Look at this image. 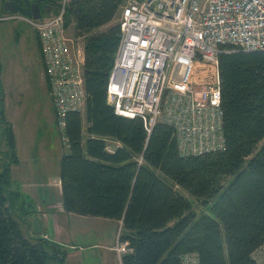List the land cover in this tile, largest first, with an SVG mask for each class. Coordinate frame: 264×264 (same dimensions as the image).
Wrapping results in <instances>:
<instances>
[{
  "label": "trees",
  "instance_id": "1",
  "mask_svg": "<svg viewBox=\"0 0 264 264\" xmlns=\"http://www.w3.org/2000/svg\"><path fill=\"white\" fill-rule=\"evenodd\" d=\"M13 1L26 18L34 2L48 14L60 2ZM125 2L68 0L65 7V27L72 23L73 35L84 38L87 125L83 134L81 113L65 114L63 209L121 220V238L131 247L121 264H180L187 253H196L199 264H259L254 253L264 244V50L219 55L224 146L183 155L170 126L157 122L147 133L140 117L117 115L106 103L120 41L119 24L111 23ZM0 123L6 147L0 151V264H64L67 248L29 234L24 225L34 209L10 187L18 159L1 84ZM107 140L119 142L114 152L106 151ZM180 189L203 205L214 200L210 214L198 216Z\"/></svg>",
  "mask_w": 264,
  "mask_h": 264
},
{
  "label": "built area",
  "instance_id": "2",
  "mask_svg": "<svg viewBox=\"0 0 264 264\" xmlns=\"http://www.w3.org/2000/svg\"><path fill=\"white\" fill-rule=\"evenodd\" d=\"M67 2L60 0L57 12L40 19L26 18L39 39L43 76L65 141V114L81 111L87 101L83 43L67 34ZM117 23L107 105L117 115L140 117L147 133L157 122L167 124L183 155L223 148L218 57L264 50V0H126ZM111 142L107 152L119 145ZM120 231L111 247L119 260L131 251ZM180 264H199L197 254L182 255Z\"/></svg>",
  "mask_w": 264,
  "mask_h": 264
},
{
  "label": "crops",
  "instance_id": "3",
  "mask_svg": "<svg viewBox=\"0 0 264 264\" xmlns=\"http://www.w3.org/2000/svg\"><path fill=\"white\" fill-rule=\"evenodd\" d=\"M25 20L28 22L26 18ZM4 35L0 33V84L3 91V111L5 119L11 124L18 159L11 165L10 187L19 193L21 199L31 204H28L27 207L34 209V216H37L40 222V233L33 232L32 221L30 224L24 225L25 228L30 235H40L67 248L64 264H121V260L111 249L117 229L121 226V220L82 216L63 209L59 162L61 156L67 152V141L64 139L61 144L57 140L37 144V121L33 120L32 113L26 114V107L20 93L14 94L6 91V84L15 86L10 75L6 80L1 78V72L6 68L7 70L10 67L15 68L13 64L10 66L9 60L4 65L5 56H9L11 59L9 49L3 45ZM51 111L52 121H54L52 107ZM82 124L84 134L87 124L83 121ZM3 140V124L0 123V143L3 146L0 151L6 149ZM48 150L51 151L52 159H55L51 166H47V157L50 155L47 153ZM89 220H94V222ZM101 220L109 221L108 223L111 224L109 230L106 231L102 228L100 231L98 230L101 223L98 221ZM70 227L80 233V236L76 237H81L82 241H73L74 237L70 235ZM92 227L93 236L90 235ZM261 255H264V244L254 253L258 263L264 264V259L259 260Z\"/></svg>",
  "mask_w": 264,
  "mask_h": 264
},
{
  "label": "rangeland",
  "instance_id": "4",
  "mask_svg": "<svg viewBox=\"0 0 264 264\" xmlns=\"http://www.w3.org/2000/svg\"><path fill=\"white\" fill-rule=\"evenodd\" d=\"M3 4L4 1L0 0V33L5 34L3 45L6 49H9L8 52L11 53V59H9V56H5L4 65L9 60L8 62L10 66L13 64V66L15 67H10V69L8 70L6 68L1 72V78L3 80H6L10 75L13 84H15V86L6 84V91L14 94L20 93V95H22V100L26 107V114L28 115L32 113L33 120L37 121V144L45 142L50 143L54 140H57L61 144V141H64L63 133L59 130L56 119L52 121V111L49 101L50 99L48 95L46 80L43 76V64L40 57L41 53L38 46L36 31L34 30L32 25L25 20L26 17H23V15H21L19 12L16 13V17L4 18L3 16L5 15L2 11ZM118 18L119 14L111 24H116L118 22ZM107 26L108 25L101 27L100 30H104ZM67 34L71 37H75L73 35L72 23L67 26ZM74 41L75 43L81 44L84 42V38H74ZM2 53H4V51H2ZM86 105L87 104H85L81 111H79L84 123L86 122ZM107 145L113 146L114 144L111 142V140H107ZM0 148H3L1 143ZM47 153L50 154L47 157V166H51L53 164L52 162H54L55 159H52L53 156L51 154V151L48 150ZM179 191L189 200L198 216L202 213L210 214L209 207L214 200H209L207 204L203 205L202 203L197 201L195 197L191 196L187 191L183 189H180ZM89 221L94 222V220ZM98 222H101L98 227L99 231L100 228L106 229V231L109 230V226H111V224L108 223L109 221L101 220ZM71 225L72 223L70 224V226ZM69 230L70 235L74 237L73 241H82L81 237H76L80 233H77L75 230H73V227H70ZM91 232H94L93 227L90 228V235L93 236ZM260 259H264V255H261L259 257V260Z\"/></svg>",
  "mask_w": 264,
  "mask_h": 264
},
{
  "label": "water",
  "instance_id": "5",
  "mask_svg": "<svg viewBox=\"0 0 264 264\" xmlns=\"http://www.w3.org/2000/svg\"><path fill=\"white\" fill-rule=\"evenodd\" d=\"M2 11L5 15L16 14L17 6H16L15 1L5 0ZM47 14H48V11L45 8H42L41 10L37 2H34L30 5V17L32 19H40L41 17L46 16ZM32 222H33V232L35 234H39L40 233V222L37 216L32 217Z\"/></svg>",
  "mask_w": 264,
  "mask_h": 264
}]
</instances>
